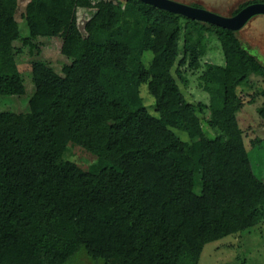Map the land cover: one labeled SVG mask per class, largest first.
<instances>
[{
  "label": "trees",
  "instance_id": "obj_1",
  "mask_svg": "<svg viewBox=\"0 0 264 264\" xmlns=\"http://www.w3.org/2000/svg\"><path fill=\"white\" fill-rule=\"evenodd\" d=\"M256 2L264 0L232 15ZM80 9H91L81 22ZM24 16L32 37L59 36L72 62L62 75L32 62L28 111L0 112V264H75L82 255L94 264H198L207 243L264 218V182L237 119L238 89L264 79V63L238 32L139 0H29ZM18 38L0 0V96L25 92ZM211 39L224 64L205 63L199 79L209 103L192 104L174 73L184 83L182 67L199 70ZM259 94L264 119V86ZM205 108L214 137L197 115ZM69 144L94 162L65 159ZM50 234L71 247L38 255L31 242Z\"/></svg>",
  "mask_w": 264,
  "mask_h": 264
},
{
  "label": "rangeland",
  "instance_id": "obj_2",
  "mask_svg": "<svg viewBox=\"0 0 264 264\" xmlns=\"http://www.w3.org/2000/svg\"><path fill=\"white\" fill-rule=\"evenodd\" d=\"M29 0H6L8 9L14 12L18 24L19 38L13 42L16 54V62L23 78L25 92L20 96H0V112L24 113L28 111V102L34 91L30 69L34 61H42L52 67L55 72L62 75V67L72 62V57L61 52V38L57 37H32L25 23V6ZM95 1V0H93ZM124 1V0H113ZM184 4L195 3L210 11L223 16H232L233 11L239 4L249 0H175ZM91 9H80L78 20L88 18ZM238 36L252 52L257 54L264 63V15L252 17L239 31ZM152 58L150 52L143 54V63L148 65ZM205 63L224 64V58L215 39L208 43L207 52L201 58V68L193 70L188 66L180 69L184 83L175 75L180 89L186 100L192 104L209 103L208 94L200 86L199 76ZM254 87L238 89L242 99V106L237 112L239 127L243 132V140L247 149L251 167L254 174L264 182V119L259 115L258 108L262 105L263 98L259 90L264 86V79L259 76L253 77ZM143 103L148 112L156 115L154 111V99L149 94L146 85L139 88ZM202 123L204 133L208 137H214L215 132L209 128L206 120L209 110L203 109L197 112ZM183 140L187 135L178 130H173ZM65 159L74 161L82 168L92 164L95 157L85 149L68 145L63 156ZM37 254L42 256L46 252H61L71 247L72 243L58 234H50L31 242ZM77 259V258H76ZM75 264H94L86 256L82 255ZM198 264H264V218L252 228L226 236L220 240L207 243L201 253Z\"/></svg>",
  "mask_w": 264,
  "mask_h": 264
},
{
  "label": "water",
  "instance_id": "obj_3",
  "mask_svg": "<svg viewBox=\"0 0 264 264\" xmlns=\"http://www.w3.org/2000/svg\"><path fill=\"white\" fill-rule=\"evenodd\" d=\"M155 6L161 10L169 11L181 16L195 19L200 22L209 23L226 28L231 31L238 32L252 17L256 15H264V2L251 3L243 7L239 12L232 16H223L203 7H196L184 4L175 0H139ZM168 3V4H166ZM245 10H249L240 21L235 22ZM230 20L231 24H228Z\"/></svg>",
  "mask_w": 264,
  "mask_h": 264
},
{
  "label": "bare ground",
  "instance_id": "obj_4",
  "mask_svg": "<svg viewBox=\"0 0 264 264\" xmlns=\"http://www.w3.org/2000/svg\"><path fill=\"white\" fill-rule=\"evenodd\" d=\"M166 4H168V3H166ZM247 12H249V10H245V11H244L239 17H237V18L235 19V22L240 21V20L242 19V17H243ZM231 21H234V20H230V21L228 22V24H231Z\"/></svg>",
  "mask_w": 264,
  "mask_h": 264
}]
</instances>
